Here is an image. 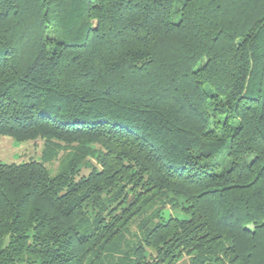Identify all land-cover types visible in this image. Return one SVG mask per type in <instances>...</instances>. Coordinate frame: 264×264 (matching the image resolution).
Listing matches in <instances>:
<instances>
[{"label":"trees","instance_id":"16d2710c","mask_svg":"<svg viewBox=\"0 0 264 264\" xmlns=\"http://www.w3.org/2000/svg\"><path fill=\"white\" fill-rule=\"evenodd\" d=\"M0 135V264H264V0H0Z\"/></svg>","mask_w":264,"mask_h":264},{"label":"rangeland","instance_id":"374dc122","mask_svg":"<svg viewBox=\"0 0 264 264\" xmlns=\"http://www.w3.org/2000/svg\"><path fill=\"white\" fill-rule=\"evenodd\" d=\"M44 148V140L41 138L30 139L25 141H17L14 138L6 135H0V162L2 163H19L23 161H28L30 159H41L42 151ZM47 167L50 168L52 172H55L58 168V159H53L50 162H44ZM88 170L85 169L82 173L87 174ZM182 200H176L175 205L168 204L162 211V216L167 218L168 215H175L178 217H184L183 212H181ZM175 206V207H174ZM139 217L133 220L131 226L132 232L136 231L137 222ZM191 256H184L179 261L178 264H192Z\"/></svg>","mask_w":264,"mask_h":264}]
</instances>
